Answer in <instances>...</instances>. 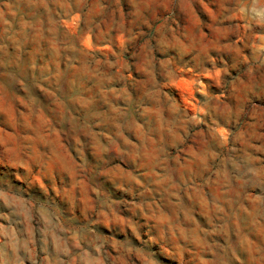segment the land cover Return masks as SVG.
<instances>
[{"label": "rangeland", "instance_id": "rangeland-1", "mask_svg": "<svg viewBox=\"0 0 264 264\" xmlns=\"http://www.w3.org/2000/svg\"><path fill=\"white\" fill-rule=\"evenodd\" d=\"M0 264H264V0H0Z\"/></svg>", "mask_w": 264, "mask_h": 264}]
</instances>
